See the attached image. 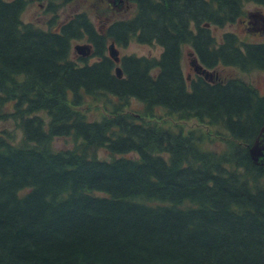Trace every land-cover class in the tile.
<instances>
[{
    "label": "trees",
    "instance_id": "obj_1",
    "mask_svg": "<svg viewBox=\"0 0 264 264\" xmlns=\"http://www.w3.org/2000/svg\"><path fill=\"white\" fill-rule=\"evenodd\" d=\"M27 1L0 0V121L21 130H0V264H264V165L248 150L264 94L181 65L188 44L209 70H264V40L210 30L241 18L244 0H102L133 9L98 26L84 10L59 19L71 0H40L46 26L24 21ZM131 38L161 52L123 54L117 76L107 47ZM73 39L91 44L92 61L71 56ZM130 97L141 111H124ZM88 102L108 113L90 118ZM156 108L221 125L225 147L145 120ZM57 136L74 143L55 148Z\"/></svg>",
    "mask_w": 264,
    "mask_h": 264
},
{
    "label": "rangeland",
    "instance_id": "obj_2",
    "mask_svg": "<svg viewBox=\"0 0 264 264\" xmlns=\"http://www.w3.org/2000/svg\"><path fill=\"white\" fill-rule=\"evenodd\" d=\"M102 0H71L64 4H61L57 8L59 19H67L77 11H86L91 19L98 26L111 19L125 17L132 12V5H128L125 2H120L114 5V9L106 11L100 4ZM119 5V7L117 6ZM243 15L234 22H229L224 25H211L210 30L212 34L219 40L222 38V34L228 31H232L244 41H262L264 40V5L257 3L255 0L243 1ZM52 17V12L46 9V4L40 0H28L22 13L21 18L24 21H30L36 25L46 26L48 19ZM85 42L84 39H73L71 42V56L78 58V52L73 49L75 43ZM118 54H137V55H152L158 56L161 52V46L157 43L149 44L137 41L131 38L125 45H118ZM190 46L185 44L182 51V70L185 75L190 73V77L195 76V72L190 65V55L188 51ZM87 60L92 61L93 55L86 56ZM219 76L230 77L237 76L243 78L246 82L254 85L258 92L264 94V70L253 68L250 70H242L235 66L218 65L215 69ZM214 73V71H213ZM143 108V103L135 98L130 97L127 104L123 107L125 112H139ZM87 113L90 118L99 117L103 114H107L108 111L103 103H85L80 107ZM157 117L144 115L145 120H151L156 123L164 124H176L181 125L184 131L188 129L196 128L202 130L203 141L201 147L207 150L223 149L225 147V141L221 135L223 127L209 125L200 121L196 117H189L187 119L178 118L175 115H168L163 109L156 108ZM3 128H10L15 134L17 140L21 134L20 128L16 127L12 119H4L0 121V130ZM74 143L71 136H57L52 139V146L55 148L70 147ZM99 157H108L107 152L104 149L97 151ZM132 155H136L134 152Z\"/></svg>",
    "mask_w": 264,
    "mask_h": 264
},
{
    "label": "water",
    "instance_id": "obj_3",
    "mask_svg": "<svg viewBox=\"0 0 264 264\" xmlns=\"http://www.w3.org/2000/svg\"><path fill=\"white\" fill-rule=\"evenodd\" d=\"M73 47L82 56H86L91 52V46L89 43H75ZM108 53L115 62L119 61L118 49L116 48L113 41L108 45ZM191 64L197 72L204 74L205 77L211 78L212 73L203 68L195 58L191 60ZM115 73L117 76L122 75V70L119 65L115 66ZM248 150L255 163L264 165V122L258 129L253 141L249 144Z\"/></svg>",
    "mask_w": 264,
    "mask_h": 264
},
{
    "label": "flooded vegetation",
    "instance_id": "obj_4",
    "mask_svg": "<svg viewBox=\"0 0 264 264\" xmlns=\"http://www.w3.org/2000/svg\"><path fill=\"white\" fill-rule=\"evenodd\" d=\"M194 56L193 55H191V59L193 58ZM195 74H196V72H195Z\"/></svg>",
    "mask_w": 264,
    "mask_h": 264
}]
</instances>
